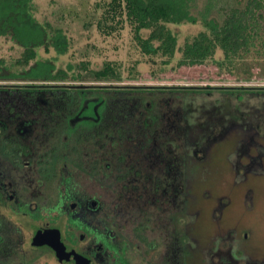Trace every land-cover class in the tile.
<instances>
[{"label":"flooded vegetation","instance_id":"1","mask_svg":"<svg viewBox=\"0 0 264 264\" xmlns=\"http://www.w3.org/2000/svg\"><path fill=\"white\" fill-rule=\"evenodd\" d=\"M136 98L122 125H102L112 112L69 118L46 102L35 107L29 98L21 103L25 108L4 111L0 264H183V254L195 251L198 264H238L235 253L228 258L222 252L223 237L196 241L188 231L191 221L178 236L179 215L194 216L185 206L189 184L181 180L189 159L179 156L177 141L179 113L186 109L162 112L158 103L145 107ZM115 127L129 132L114 140ZM53 229L66 248L61 257L36 239Z\"/></svg>","mask_w":264,"mask_h":264},{"label":"rangeland","instance_id":"2","mask_svg":"<svg viewBox=\"0 0 264 264\" xmlns=\"http://www.w3.org/2000/svg\"><path fill=\"white\" fill-rule=\"evenodd\" d=\"M111 1L37 0L36 14L41 21L66 32L71 43L69 58L74 64L89 62L91 67L101 68L105 63H115L121 65L124 77H137L116 83L74 85L97 86L113 97L117 92L129 93V97L142 98L145 107L158 103L162 112L170 106L186 109L179 113L177 141L179 156L189 159L181 180L189 184L185 206L194 216L179 215L175 225L178 236H184L185 222L191 221L188 231L196 241L205 244L223 237L226 257L235 253L238 264H264V0H260L262 7L255 11L252 21L254 29L249 33L253 45L249 52L242 51L230 65L220 67L210 60L205 65L159 72V76L152 73L162 59L142 53L126 17L116 18L110 27H98ZM184 1L198 24L179 27L181 43L203 31L205 21H222L231 8H243L249 0ZM20 56L21 50L0 42V59L12 65ZM128 102L131 105L133 99ZM107 118L106 126L122 125L127 119L124 112H112ZM156 118L149 120L156 123ZM137 128L132 127L134 131ZM124 132L115 127L111 134L117 140ZM204 136H209L208 141L198 147ZM119 139L123 140L122 136ZM183 196L179 199L180 211ZM200 258L198 251L183 254V264H198Z\"/></svg>","mask_w":264,"mask_h":264},{"label":"trees","instance_id":"3","mask_svg":"<svg viewBox=\"0 0 264 264\" xmlns=\"http://www.w3.org/2000/svg\"><path fill=\"white\" fill-rule=\"evenodd\" d=\"M36 3L37 0H0V42L21 50L12 65L0 59V125L6 124L4 111L25 108L21 103L28 98L33 99L35 107L45 108L46 102L48 108L65 112L69 118L77 112L91 118L97 111L124 112L130 108L129 93L117 92L114 99L97 86L73 84L116 83L137 77H124L121 65L115 63H105L101 68L91 67L89 62L74 64L69 58L71 43L66 32L49 21H41ZM187 5L184 0H112L98 20V27H108L116 18L126 17L142 53L162 59L158 70H153L154 76L205 65L210 60L220 67L230 65L242 51L249 52L253 45L249 32L254 29L255 11L262 7L260 0H249L243 8H231L222 21H205L203 31L181 43L179 27L198 24ZM5 141L0 140L3 149L7 148Z\"/></svg>","mask_w":264,"mask_h":264},{"label":"water","instance_id":"4","mask_svg":"<svg viewBox=\"0 0 264 264\" xmlns=\"http://www.w3.org/2000/svg\"><path fill=\"white\" fill-rule=\"evenodd\" d=\"M58 230L53 229L50 233L46 234H37L36 239L39 241V245H49L51 246L58 254V256L61 257L62 254L66 255V248L64 244L61 241V238L59 235ZM71 258H76L74 256H71Z\"/></svg>","mask_w":264,"mask_h":264}]
</instances>
